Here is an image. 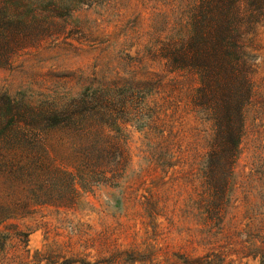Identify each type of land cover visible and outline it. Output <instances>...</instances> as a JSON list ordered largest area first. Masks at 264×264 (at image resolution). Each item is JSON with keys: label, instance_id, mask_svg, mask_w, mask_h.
<instances>
[{"label": "rangeland", "instance_id": "obj_1", "mask_svg": "<svg viewBox=\"0 0 264 264\" xmlns=\"http://www.w3.org/2000/svg\"><path fill=\"white\" fill-rule=\"evenodd\" d=\"M64 3L72 12L58 20L51 35L0 66V94L55 100L99 82L150 76L153 92L162 84L158 93L170 94L176 105L165 142L177 150L176 162L171 168L150 166L153 141L138 122L128 121L121 130L126 168L115 185L89 188L79 181L72 208H17L19 200L31 203L47 195L24 175L1 179L0 216L11 217L0 225V264H183L185 257L205 255L211 264H259L254 252L264 237V28L229 191L210 218L203 166L212 128L189 105L196 79L168 73L145 50L177 32L180 1Z\"/></svg>", "mask_w": 264, "mask_h": 264}, {"label": "trees", "instance_id": "obj_2", "mask_svg": "<svg viewBox=\"0 0 264 264\" xmlns=\"http://www.w3.org/2000/svg\"><path fill=\"white\" fill-rule=\"evenodd\" d=\"M179 1L177 32L150 42L145 50L168 73L196 79L189 105L212 128L203 166L211 218L227 197L245 132V107L254 96V73L263 51L259 36L264 0ZM72 9L64 0H0V66L38 47ZM121 80L99 82L55 100L0 94V180L18 181L24 175L47 195L31 203L19 200L17 208H72L78 203L79 181L84 187L91 184L89 188L115 185L129 160L121 133L128 121L138 122L153 141L150 166L175 165L177 150L165 144L173 128L168 122L176 112L170 94L158 93L162 84L153 92L150 76L132 77L124 84ZM9 217L0 216V225ZM258 241L254 256L264 264V237ZM211 262L206 255L182 260Z\"/></svg>", "mask_w": 264, "mask_h": 264}]
</instances>
